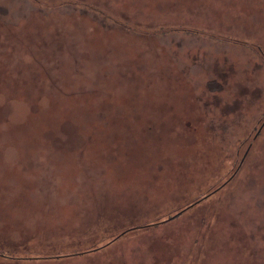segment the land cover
<instances>
[{
    "label": "rangeland",
    "instance_id": "374dc122",
    "mask_svg": "<svg viewBox=\"0 0 264 264\" xmlns=\"http://www.w3.org/2000/svg\"><path fill=\"white\" fill-rule=\"evenodd\" d=\"M263 123L264 0H0V264H264Z\"/></svg>",
    "mask_w": 264,
    "mask_h": 264
},
{
    "label": "trees",
    "instance_id": "16d2710c",
    "mask_svg": "<svg viewBox=\"0 0 264 264\" xmlns=\"http://www.w3.org/2000/svg\"><path fill=\"white\" fill-rule=\"evenodd\" d=\"M234 176H235V173H233L226 181H224L223 183L218 185L216 188L212 189L211 191H208L206 194L200 196L199 198L191 201L189 204L183 206L173 216L168 218V220L166 219V220L159 221L156 223H149V224L141 226V227L130 228V229H127L124 231L117 232L118 234H116V235L114 232V235H112V236L110 235L108 237V239H110V241H108L103 246H96V244H93L90 246L81 247L80 249L74 250V252L73 251L69 252L68 249L63 250V248H61L53 256H47L43 250L38 249V253L35 256L29 257L28 261L32 260V259L36 260V261L62 260V259L73 258V257L77 258L79 256H88V255H92L94 253H97L98 251H100L104 248H107L109 245H112L113 243L117 242L119 239H121L127 233H129L131 231L154 227L156 225H160L161 222L170 221V220H173V219L179 217L180 215H182L183 213L187 212L188 210L194 208L196 205L205 201L206 199H208L209 197H211L212 195H214L218 191L224 189V187H226V185L234 178ZM4 252L0 250V258L5 259V260H7V259H10V260L13 259L14 260L15 259V258L11 257L12 252H10V253L7 252L5 254H4ZM39 255H42V256H39ZM17 259H19V258H17Z\"/></svg>",
    "mask_w": 264,
    "mask_h": 264
}]
</instances>
